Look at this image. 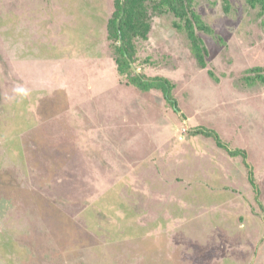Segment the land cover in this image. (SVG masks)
Instances as JSON below:
<instances>
[{"label": "rangeland", "instance_id": "obj_1", "mask_svg": "<svg viewBox=\"0 0 264 264\" xmlns=\"http://www.w3.org/2000/svg\"><path fill=\"white\" fill-rule=\"evenodd\" d=\"M195 10L120 74L114 0H0V264H264V11Z\"/></svg>", "mask_w": 264, "mask_h": 264}, {"label": "trees", "instance_id": "obj_2", "mask_svg": "<svg viewBox=\"0 0 264 264\" xmlns=\"http://www.w3.org/2000/svg\"><path fill=\"white\" fill-rule=\"evenodd\" d=\"M244 2L252 9L264 11V0H244ZM199 4L200 0H114L115 11L108 21L107 34L108 39L119 43L116 46L114 42L112 44L118 72L125 74L128 63L135 53L132 44L135 40L147 39L153 17L173 18V27L177 31L187 33L190 50L199 58L201 64L200 54L205 48L195 31L198 30L203 34L211 32L195 10ZM255 72L259 73V81L264 84V70L256 69ZM131 83L142 92L152 89L161 90L168 99L169 88L160 78L150 80L136 74L132 75Z\"/></svg>", "mask_w": 264, "mask_h": 264}, {"label": "water", "instance_id": "obj_3", "mask_svg": "<svg viewBox=\"0 0 264 264\" xmlns=\"http://www.w3.org/2000/svg\"><path fill=\"white\" fill-rule=\"evenodd\" d=\"M122 14H123V10H122ZM118 23H119V22H118ZM118 23H117V24H118Z\"/></svg>", "mask_w": 264, "mask_h": 264}]
</instances>
